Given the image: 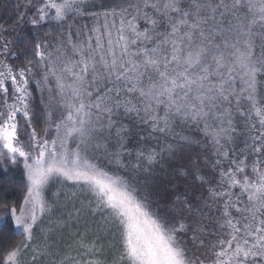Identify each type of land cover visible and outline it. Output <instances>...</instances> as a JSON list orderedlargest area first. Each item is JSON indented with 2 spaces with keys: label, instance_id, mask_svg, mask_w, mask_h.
I'll return each instance as SVG.
<instances>
[{
  "label": "snow or ice",
  "instance_id": "6c2138e0",
  "mask_svg": "<svg viewBox=\"0 0 264 264\" xmlns=\"http://www.w3.org/2000/svg\"><path fill=\"white\" fill-rule=\"evenodd\" d=\"M0 264H264V0H18Z\"/></svg>",
  "mask_w": 264,
  "mask_h": 264
},
{
  "label": "trees",
  "instance_id": "16d2710c",
  "mask_svg": "<svg viewBox=\"0 0 264 264\" xmlns=\"http://www.w3.org/2000/svg\"><path fill=\"white\" fill-rule=\"evenodd\" d=\"M15 0H3L1 3L2 16L0 17V23L8 24L15 18ZM30 29V25L25 24L23 26L22 35L27 34ZM11 38V37H10ZM10 199L14 198L12 196Z\"/></svg>",
  "mask_w": 264,
  "mask_h": 264
},
{
  "label": "rangeland",
  "instance_id": "374dc122",
  "mask_svg": "<svg viewBox=\"0 0 264 264\" xmlns=\"http://www.w3.org/2000/svg\"><path fill=\"white\" fill-rule=\"evenodd\" d=\"M2 1H3V0H0V17L2 16V7H1V3H2ZM15 2L17 3L18 0H15ZM66 235H67V233H66Z\"/></svg>",
  "mask_w": 264,
  "mask_h": 264
}]
</instances>
